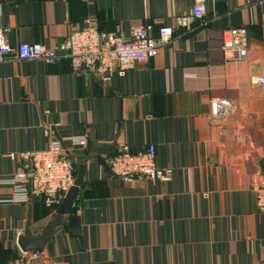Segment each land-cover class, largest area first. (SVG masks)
Listing matches in <instances>:
<instances>
[{"label":"crops","instance_id":"0c3cea01","mask_svg":"<svg viewBox=\"0 0 264 264\" xmlns=\"http://www.w3.org/2000/svg\"><path fill=\"white\" fill-rule=\"evenodd\" d=\"M194 4L0 0V28L16 46L55 47L88 22L125 35L151 24L157 36L159 24L174 26ZM207 6V25L176 29L155 59L117 69L106 83L69 60L0 62V264L23 257L29 264H264L255 193L264 182V0ZM240 27L246 57L228 60L224 31ZM213 101L226 102L219 115ZM53 128L61 139L86 136L72 155L81 168L91 159L64 231L39 253L24 254L17 240L27 220L40 232L61 203L14 202V187L2 181L26 167L19 155L57 138ZM150 144L158 165L173 169L170 182L128 183L110 172L112 153L128 147L137 154Z\"/></svg>","mask_w":264,"mask_h":264},{"label":"built area","instance_id":"2783aa9c","mask_svg":"<svg viewBox=\"0 0 264 264\" xmlns=\"http://www.w3.org/2000/svg\"><path fill=\"white\" fill-rule=\"evenodd\" d=\"M207 2L208 0H195L191 14L175 17L174 26L159 24L157 36L153 35L154 27L151 24L132 25L129 35H125L121 30L100 31L92 22H88L84 28L73 29L55 47L40 43H21L12 47L6 30L0 28V62L15 59L19 62L43 61L47 65H58L63 60H69L74 69L92 71L106 83L117 69H127L136 62L155 59L162 47L171 41L176 29H190L198 20L207 25ZM223 41L228 60L245 59V27L227 29L224 31ZM259 83L264 85V74L259 77ZM225 105V101H213L212 114L219 115ZM67 143L70 147L66 146ZM86 144V136L61 140L51 138L45 149L19 155L20 159L27 162L26 167L10 179L2 181L3 184L14 187L15 197L12 201L28 203L32 198H42L49 208L60 204L75 182L76 169L72 152ZM12 157L17 158L15 155ZM107 165L115 177L128 183L137 178L166 183L172 180L174 173L173 169L158 165L154 144L137 154L124 147L112 153ZM255 193L258 208L264 214V182L256 186ZM20 264H29V261L23 257Z\"/></svg>","mask_w":264,"mask_h":264},{"label":"water","instance_id":"95a60500","mask_svg":"<svg viewBox=\"0 0 264 264\" xmlns=\"http://www.w3.org/2000/svg\"><path fill=\"white\" fill-rule=\"evenodd\" d=\"M10 34L13 35L12 32ZM10 45L12 47L16 46L14 43H10ZM51 130L57 134L54 128ZM57 138L61 140L58 134ZM63 147L66 149L64 144ZM90 159L91 157H88V159L84 162L83 168L74 162L77 167L74 185L68 190L61 204L58 206L56 211L52 213L50 219L40 232L34 233L31 227L30 219L27 220L25 229L19 234L17 240L18 246L24 254H34L43 250L51 241L54 240L57 233L64 231L65 224L70 217L73 208L75 207L76 198L79 195L80 189L84 185V178L87 173V164ZM98 159L102 160L100 158Z\"/></svg>","mask_w":264,"mask_h":264},{"label":"trees","instance_id":"16d2710c","mask_svg":"<svg viewBox=\"0 0 264 264\" xmlns=\"http://www.w3.org/2000/svg\"><path fill=\"white\" fill-rule=\"evenodd\" d=\"M73 159H74V157H72ZM74 162H75V160H74ZM74 166H76L75 165V163H74ZM75 169H76V167H75ZM76 172H77V170H76ZM43 202H44V200H43ZM47 207V206H46ZM49 208V207H48ZM49 209H52V208H49Z\"/></svg>","mask_w":264,"mask_h":264}]
</instances>
